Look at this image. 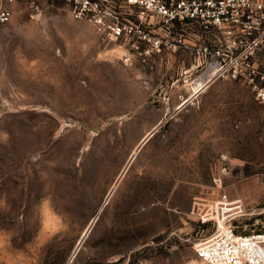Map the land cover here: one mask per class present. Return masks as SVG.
<instances>
[{
  "label": "rangeland",
  "instance_id": "rangeland-1",
  "mask_svg": "<svg viewBox=\"0 0 264 264\" xmlns=\"http://www.w3.org/2000/svg\"><path fill=\"white\" fill-rule=\"evenodd\" d=\"M10 7L0 23V264H207L193 242L212 227L192 210L222 193L243 204L237 230H264V105L242 78L195 89V52L129 63L118 40L62 1ZM256 57L264 71V42Z\"/></svg>",
  "mask_w": 264,
  "mask_h": 264
},
{
  "label": "built area",
  "instance_id": "built-area-1",
  "mask_svg": "<svg viewBox=\"0 0 264 264\" xmlns=\"http://www.w3.org/2000/svg\"><path fill=\"white\" fill-rule=\"evenodd\" d=\"M51 1H62L73 18L118 40L129 63L166 51L195 52L198 76L211 72L209 82L225 73L242 78L264 105V71L256 57L264 42V0H0V23L10 19L14 3L38 9ZM195 27L201 29L198 42ZM192 211L212 227L193 242L205 263L264 264V230L239 231L233 223L243 214L240 199L222 193Z\"/></svg>",
  "mask_w": 264,
  "mask_h": 264
},
{
  "label": "bare ground",
  "instance_id": "bare-ground-1",
  "mask_svg": "<svg viewBox=\"0 0 264 264\" xmlns=\"http://www.w3.org/2000/svg\"><path fill=\"white\" fill-rule=\"evenodd\" d=\"M208 76H209V79H210L211 76H212V73H211V72H208V73L201 74V75L197 78V80H196L195 82H193V86H192V87L195 86V87H194L195 89H200L201 87L205 86V85L209 82L208 79H206ZM204 80H205V82H204ZM207 81H208V82H207ZM148 133H149V132H147V133L141 138V140L139 141V143L134 147V149H133L132 152L130 153L129 157L127 158L126 162H125L124 165L122 166L120 172L118 173V175H117V177H116V179H115L116 182L114 181V182H115V183H114V186H112V187L109 189V191H108L106 197H109V196L111 195L112 190H113V187L116 186L117 182H118V181L120 180V178L124 175V173L126 172V170H127L128 167H129V165L132 163V160H133V158L135 157L137 150H138L139 147L141 146V143L144 141V139L147 137ZM93 220H94V218L92 219V222H91V224L89 225V227H87V228L83 231V233H82V237L80 238V240H79V242H78V245L76 246V248H75L73 254L75 253V251H77V249H78V247H79L81 241L83 240V236H84L85 234H87V232H88L90 226L93 224Z\"/></svg>",
  "mask_w": 264,
  "mask_h": 264
},
{
  "label": "water",
  "instance_id": "water-1",
  "mask_svg": "<svg viewBox=\"0 0 264 264\" xmlns=\"http://www.w3.org/2000/svg\"><path fill=\"white\" fill-rule=\"evenodd\" d=\"M160 123H158L157 125H155L148 133L147 137L144 139V141L141 143V145L154 133V131L156 130L157 126L159 125ZM95 220V219H94ZM93 220V222H94ZM86 235V234H85ZM85 235L83 236V238L85 237Z\"/></svg>",
  "mask_w": 264,
  "mask_h": 264
},
{
  "label": "crops",
  "instance_id": "crops-1",
  "mask_svg": "<svg viewBox=\"0 0 264 264\" xmlns=\"http://www.w3.org/2000/svg\"><path fill=\"white\" fill-rule=\"evenodd\" d=\"M21 54H19V53H17L16 54V56H20ZM18 63H19V61H17ZM23 77V75H21V78ZM28 80L30 79H33V78H35V76H33V73H29V72H27V74H26V76H25ZM37 78H38V76H37ZM19 87H20V85H19ZM18 98H19V96H18ZM28 102H29V100H28Z\"/></svg>",
  "mask_w": 264,
  "mask_h": 264
}]
</instances>
